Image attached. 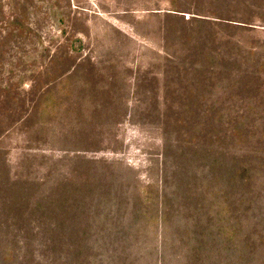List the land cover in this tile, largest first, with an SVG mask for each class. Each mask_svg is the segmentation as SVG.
I'll list each match as a JSON object with an SVG mask.
<instances>
[{
  "label": "rangeland",
  "instance_id": "374dc122",
  "mask_svg": "<svg viewBox=\"0 0 264 264\" xmlns=\"http://www.w3.org/2000/svg\"><path fill=\"white\" fill-rule=\"evenodd\" d=\"M0 264H264V0H0Z\"/></svg>",
  "mask_w": 264,
  "mask_h": 264
},
{
  "label": "trees",
  "instance_id": "16d2710c",
  "mask_svg": "<svg viewBox=\"0 0 264 264\" xmlns=\"http://www.w3.org/2000/svg\"><path fill=\"white\" fill-rule=\"evenodd\" d=\"M175 12H176V14H172V13H167L168 15H174V16H179V17H181V19H184V18H182V17H184V16H181V15H179L180 13H182V12H180V11H176V10H174ZM195 15H197V14H195ZM210 18V19H209ZM199 20V21H198ZM189 21H191V22H195V21H198V22H204V24L206 23H208V22H214V21H212V19H211V17H206V16H204L203 17V15H197V16H193L192 17V19L190 18L189 19ZM219 23H223V24H228V23H225L224 21H221L220 20V22ZM18 24V20L16 19V17L14 16V20H13V23L11 24V26L12 27H15V25H17Z\"/></svg>",
  "mask_w": 264,
  "mask_h": 264
},
{
  "label": "crops",
  "instance_id": "0c3cea01",
  "mask_svg": "<svg viewBox=\"0 0 264 264\" xmlns=\"http://www.w3.org/2000/svg\"><path fill=\"white\" fill-rule=\"evenodd\" d=\"M168 13L176 14V12H175L174 10L169 11ZM179 15H181V13H180ZM181 16H182V15H181Z\"/></svg>",
  "mask_w": 264,
  "mask_h": 264
}]
</instances>
